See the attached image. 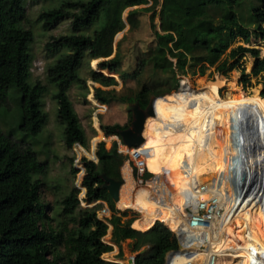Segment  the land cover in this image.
Masks as SVG:
<instances>
[{"label": "trees", "instance_id": "trees-1", "mask_svg": "<svg viewBox=\"0 0 264 264\" xmlns=\"http://www.w3.org/2000/svg\"><path fill=\"white\" fill-rule=\"evenodd\" d=\"M25 1L0 0V105L5 103L8 97L13 96V94L9 96L10 89L16 93L17 102V117L9 132L5 133L2 130L0 120V264H83V249L88 251L91 264H116L101 259L91 251L107 229V225L97 217V211L102 204L79 207L75 197L69 193L61 200L59 216L63 218L62 226L56 229L46 222L47 206L40 200L42 182L38 176L47 174L48 163L39 159L37 152L26 138L37 135L47 121L42 103V96L47 87L40 81L29 80L32 60L30 44L33 34L22 25L26 16ZM173 1L187 10L199 9L202 15L193 17L163 8L160 18V29L163 33L155 31V45L150 57L145 58L154 70L169 73L174 79L172 81L178 84L179 75L187 73L189 54L199 50L206 51V56L198 67L201 75H204L206 65L216 66L215 71L223 75L233 70H240L239 80L246 87L252 85V77H264V56L261 55L260 49L235 44L237 41L249 43L252 36L264 41V0H256V3L250 1L245 12L242 11L243 0ZM155 3L156 0H153V4ZM102 9H104L102 0H65L58 6L41 11L37 18L44 30L51 29L63 20L70 21V32L53 37L45 44L49 54L52 56L60 54L46 67V79L56 89L53 97L57 102V120L63 126V142L69 148L75 142L81 143L83 147L87 146L85 130L68 96V91L73 83H80L87 92L86 79L80 77L79 68L85 56L96 62V58L99 57L96 49L101 33L91 35L83 31L89 29L98 19ZM137 12L138 9L129 12V23L132 24V17ZM154 16L153 13L152 21ZM216 21L224 24L221 30L215 25ZM246 53L253 58L249 72H246L240 63ZM144 63V59L139 60L140 66ZM119 64L118 55L98 62L100 69L117 73L123 83L127 78L137 76L136 71L119 72ZM88 77L100 85L94 88V97L103 104L108 103L110 99H116L122 103L138 102L139 106L145 109L152 94L168 92L165 89L155 90L161 83H167L161 79L153 85L142 84L133 97L117 96L113 86L118 82L112 76L90 69ZM190 85L184 80L179 90L170 96L167 105L172 106L178 113L185 112L192 100ZM110 86L111 89H104ZM170 93L157 96L161 98L159 103L163 95ZM260 94L264 100V79ZM215 98V93L200 87L198 113L202 120L192 130V135L201 130L203 119L212 114ZM167 111L166 109V113ZM257 112L260 111L253 112L247 107L243 108L242 114L250 117V125H252L249 131L251 139L249 140L247 136L245 142L264 152V116ZM141 118L146 122V127L139 133L146 142L140 146V150L146 155L147 161L145 172L139 175L141 180H136L134 176L130 155L125 151L115 150L116 141L112 142L109 149L105 147L104 141H100L95 149L98 162L94 163L83 157L86 167L83 184L86 187L88 202L102 199L107 201L112 211L114 208L119 211L125 209L136 211L122 207L125 197L116 201L108 192L109 179H113L114 190H124L128 194L145 197L157 205L159 200L164 198L163 191H158L160 181L166 177L167 184V179L172 174L182 170L186 148L183 147L181 154L178 155L174 144V139L179 134V125L178 127L175 125L178 120H170L167 115L152 117L149 111ZM127 127L128 125L101 124L106 136L118 135L119 129ZM15 132L21 133L20 140L13 139ZM188 144L191 149L194 143ZM161 156L162 169L159 172ZM200 173V164L192 163L188 155L186 167L180 175L183 179L182 186L185 188V185H189L192 178ZM153 178L156 179V183L152 182ZM198 197L204 198L196 193L195 198ZM251 198L252 195L248 197V205ZM176 199L174 203L179 204L178 196ZM169 211L172 218H177L178 209ZM253 211L254 209L249 207L247 212ZM66 218L75 225L69 227ZM157 218L165 219L174 227L171 220L162 214V208L159 206L156 207L151 216V224L147 227L140 225L141 215L137 220L133 217L122 220L121 215L112 212L107 221L111 225V239L118 245L120 255L122 243L129 240L131 251L137 252L136 264H163L165 253L176 249L178 243L176 236L163 224L164 222L161 223L162 221L159 220L154 223ZM132 223L133 227L144 231L132 228ZM251 225L252 227L242 218L233 220L229 229L230 234L228 233L229 240H232L231 247L244 245L250 236L264 231L263 223L259 227L255 222ZM233 236L236 239H233ZM59 246H64L67 256L63 257Z\"/></svg>", "mask_w": 264, "mask_h": 264}, {"label": "rangeland", "instance_id": "rangeland-1", "mask_svg": "<svg viewBox=\"0 0 264 264\" xmlns=\"http://www.w3.org/2000/svg\"><path fill=\"white\" fill-rule=\"evenodd\" d=\"M62 1L65 0H37L25 1V19L22 25L31 30L33 34V40L30 44V53L32 55L31 65H30V82L40 81L45 84L47 89L42 96L43 110L47 114V121L45 125L42 127V130L35 136H28L26 141L30 143L33 149L37 152L38 157L41 161H47L48 163V172L46 175H39V179L41 180V190H40V200L44 203L46 208V215L48 219L46 222L58 229L62 226L63 218L59 216V212L61 209V200L70 193L71 196L75 197L79 207H92L93 204L87 205L85 202L86 198V188L83 184V178L86 173L85 171V163L83 157H86L88 160H92L94 163L98 162L97 156L95 154V149L100 141L105 142V147L110 148L113 141L117 142V146L115 150H118V139L121 141L118 135H108L106 136L101 129V124H120V125H131V121L133 119L131 111L126 109V105L132 102H120L116 99H110L108 103L103 104L98 101V106L93 105L87 94L89 93V89L87 87V81L91 80L88 75L90 69H94L97 72H101L106 76H112L117 82V85H114V89L117 92V96L123 97H133L136 92L140 89L141 85L144 83L153 85L155 82L159 80L166 81L167 83H161L155 90H167L168 92H161L158 95L152 94L150 99L154 98L155 101L159 103L161 98L157 97L161 94L170 93L178 91L182 82L187 80L191 85L189 86L192 91V100L190 107L185 112H180V116L176 118V126L179 125V134L174 139V144L176 146V153L178 155L181 154L183 147L186 148V158L184 162V166L182 170L175 175H171L167 179V197H164L163 200H166V205L163 206L164 209L171 210V207L175 205V208L179 207V204L174 203V196L177 197V189L175 188L176 183H174L175 178L183 173L188 155L190 157L191 150L194 147H198L199 149H206L204 154L209 153L212 149L210 148V144L213 141L220 140L221 145L224 147H229L231 144V139H229V135L227 132H216L213 130V125L211 124L210 119L214 117L215 110L214 105L216 104L217 99H225L230 93L232 96H236L239 93V90L245 92V100L241 102L237 107L238 111H233V109L228 110L226 117V126L228 129H231V122L235 119L236 116L242 115L246 119H248V123L243 125V135L242 139L245 142V138L248 136L249 140L251 139L249 131L252 129V125H250V117L247 115H243V108L247 107L249 110L256 112L260 111L257 114H262L264 116V100L261 97L260 91L262 89V81L264 77L257 76L252 77V85L244 86L240 82V70H233L226 75L221 74L216 70V66L206 65L204 69V75H201L198 72V67L203 62L204 57L206 56V51L195 50L193 53L189 54V64L187 66V73L185 75H179V83L174 87L172 86V76L168 73H164L161 70H154L150 62H146L145 58L150 57V53L155 43V31L159 33H163L160 29V18L161 11L163 8L175 10L177 12L186 13L193 17L201 16L202 13L199 9L196 10H187L184 9L174 3L173 0H156V3L153 4V0H102V9L99 13L98 19L89 27L83 31L85 34L94 35L95 33H101V37L99 39L96 52L99 55L96 58V62L94 63L93 59L85 56L82 64L79 68V75L82 79H86V89L83 88L80 83H73L68 91V96L72 102V105L78 114L80 122L85 130L86 138H87V146L84 147V152L78 154L74 152L71 148L66 147L63 142V126L57 120V102L53 97V93L56 91L55 87L50 84L46 79V67L54 62V60L60 55L52 56L45 49L46 42L50 41L53 37L60 36L62 34L70 32V21L63 20L56 26L52 27L49 30H44L41 26V22L37 19L38 15L41 11L52 8L54 6H58ZM68 1H77V0H68ZM256 3V0H243V12L249 5V2ZM153 6V8H151ZM149 8V9H148ZM138 9V12L132 17V24L129 23L128 14L131 10ZM154 13V19L151 20V15ZM215 25L218 29H222L224 24L220 21H216ZM235 44H244L245 46H252L260 49V53L264 56V41H261L259 38L251 37L249 43H244L243 41H237ZM114 55H118L120 64L118 71L121 73H133L137 72V76L135 78H127L126 82L123 83L122 79L119 77L117 73L110 72L106 69H100L98 66V62L109 59ZM144 59L145 63L140 66L139 60ZM240 63L245 68L246 72H249L252 67L253 58L246 53ZM250 77V76H249ZM174 80V79H173ZM217 81L215 83H209L211 81ZM95 87H99L100 85L96 83ZM200 87H205L206 90L215 93L216 98L214 100L213 112L211 115L206 116L203 119V123L201 126V130L197 131L192 135V130L196 128L201 123V118L198 113L199 108V100H198V92ZM110 87H104V89H111ZM214 88V89H213ZM256 90H258V95L260 101L259 104L256 102ZM11 93V94H10ZM5 103L0 105V120L2 130L7 133L9 132L15 123L17 117V102L15 99L16 93L10 89L9 96ZM85 94V96H84ZM241 94V93H240ZM168 95V94H167ZM97 101V100H96ZM102 105V106H101ZM166 105V104H165ZM168 105L164 106L162 110L165 112ZM178 127V126H177ZM21 133H16L13 135V139L20 140L22 136ZM188 143L193 144L190 149V145ZM246 143V142H245ZM251 148L256 150L255 146H249L246 143V149L249 151ZM246 151V152H247ZM127 152V151H126ZM264 154V152L262 151ZM130 154V153H129ZM258 154L261 152L258 150ZM256 155V154H254ZM131 156V155H130ZM253 156V155H252ZM73 158V159H72ZM191 159V158H190ZM200 164L201 162L193 161ZM229 162V164H228ZM234 166V160H227L224 164V167L216 173L218 179H223V184H228L232 188H234V184L232 183V179L235 176L232 174L231 165ZM202 164V163H201ZM227 165V166H226ZM264 162L260 164L263 166ZM258 165L254 166L256 168ZM201 173L196 176H204L207 175L206 171L201 167ZM162 169V156L159 159V172ZM82 174V175H81ZM252 176V173H251ZM195 177V176H194ZM192 178V181L194 180ZM208 177V175H207ZM154 179V178H153ZM152 179V180H153ZM229 181H231V184ZM211 182V178H207L203 180V184H209ZM164 179L162 183L159 184L158 189L164 191ZM177 187V186H176ZM184 189L183 186H181ZM85 188V190H83ZM252 193L249 194L251 196ZM239 194H235L231 200L224 204L226 208L225 219L227 220V228L228 233L230 229V225L233 220L236 218H242L245 223L252 227V221H255L257 227L261 226L263 223L264 226V217L258 218L259 211L247 212L248 200L244 202V209L241 208L240 205L233 208L234 205H237L239 200ZM131 197V196H129ZM102 200V199H101ZM116 201H120L119 198L115 197ZM259 200V199H258ZM106 201V200H105ZM242 201V200H241ZM107 203V201H106ZM101 204V203H99ZM108 204V203H107ZM146 204V210L141 212H136L133 210H121L119 213L121 214L122 220H126L128 218H134L135 220L138 216H142V220L140 221V225L145 227L151 224V216L154 213L153 202ZM260 204V201H259ZM133 203L125 200L122 207L123 208H132ZM192 206H190L191 209ZM162 208V207H161ZM193 208V207H192ZM244 211H243V210ZM135 210V209H134ZM186 214L193 211V209L189 210L185 207ZM118 211V210H117ZM247 212V213H246ZM262 215V213H260ZM69 227H73L75 223L68 218H66ZM134 220V221H135ZM159 220H156V223ZM262 222V223H261ZM163 223V222H161ZM133 224V223H132ZM171 232L170 229L165 223H163ZM256 227V228H257ZM134 228V227H132ZM261 228V227H260ZM136 230L144 231L138 228H134ZM107 231V229H106ZM219 235V243L224 248H239L245 246L247 244L231 247L232 240H229V234L226 231L218 230ZM174 233V232H173ZM175 235V234H174ZM261 236V235H260ZM233 239H236L234 236ZM225 242H224V241ZM130 241L126 240L122 243V249H126L127 251H131ZM223 243V244H222ZM224 245V246H223ZM193 247V245H192ZM61 253H63V257L67 256V252L64 246H59ZM110 248L107 246L101 245V240L97 241L95 245L91 248L92 254L101 256L104 251L109 250ZM212 249V245H211ZM210 249V250H211ZM83 264H91L88 251L83 249ZM225 251H220L219 255L226 256ZM223 257L218 259V262L225 261L223 264H237L236 259L228 256L222 259ZM239 257V255H238ZM239 260V258H238ZM222 261L220 264H222ZM232 261V262H231ZM217 262V264H218Z\"/></svg>", "mask_w": 264, "mask_h": 264}, {"label": "bare ground", "instance_id": "bare-ground-1", "mask_svg": "<svg viewBox=\"0 0 264 264\" xmlns=\"http://www.w3.org/2000/svg\"><path fill=\"white\" fill-rule=\"evenodd\" d=\"M215 82H217V81L215 80V81H211L209 83L213 84ZM171 95L172 94L163 95L162 101L160 103L153 100V104H152L153 106H152V109L149 111V114L152 115V117H156L159 115L160 116L167 115V118H169L170 120H175L176 118H178L180 116V113H178L172 106L167 107V110H168L167 113H166V110H165V112L162 110V108L169 103ZM245 98H246L245 92L239 90V93L236 96H232L230 93L225 99H220V98L217 99L216 104L214 105L215 115L213 118L210 119L211 124L213 125V130L218 132V133H220V132H227L228 133L229 139H231V144L229 147L222 146L221 141L217 140V141H213L210 144V148L212 150L209 151V153H207V154H204L206 149H199L198 147H194L191 150L190 158L193 161L201 162L202 163V164L200 163L201 167L203 168L204 171H206V173H208L207 174L208 177L211 178V182L209 184H207L208 187H207L206 192L199 193L196 191L195 193H192L195 191L194 187L202 184L203 180H206L208 178L207 175L195 176L194 180L189 185L186 184L184 189H182V187H181L182 186V180H183V179H181L182 177L177 176L174 180V183H176V186H177V187L175 186V188L177 189L178 198L180 199V200H178V203H180L179 207L176 208V209H178L177 218H172L171 212L168 209L163 210V206H161V204L166 205V200L160 199L159 203L157 205L152 201L154 210H156L157 206H159L160 208L162 207V214L165 215L166 217H168L171 220V222L174 224L173 225L174 227H172L171 224H169L165 219L157 218V220L164 222L170 229H174V230L180 229V225H181V223H183L185 221L186 215H187L186 211H185V206L186 205H193L196 203V198H195L196 193L201 195L202 197H204L203 199H205V198L208 199L211 196L210 193L215 192L219 196L220 205L223 207L224 211H223V216L220 218L219 225H217L218 227H215V224L214 225L212 224V227H213L212 233H214V235L216 237H219V235H220L218 230H222L223 232L226 231V233H228V228L226 226L227 220L224 217L225 212H226V208H225L224 204L229 202L231 200V198L236 194V191H235V189H236L235 181L236 180H235V178L232 179V183L234 184V188L232 189V187L229 186L228 184H223V179L222 178L218 179L216 173H218L219 170H221L224 167V164L227 160H229V161L234 160V162L236 163L235 157L240 155L241 151L247 153L246 152L247 151L246 143L242 139V135H243L245 128L243 129L242 126L248 123V119H246L242 115L236 116L235 119L231 122V129H228L226 126V123H225L228 110L233 109V111L237 112L238 109L235 107H237L241 102H243L245 100ZM255 100L259 104L262 103L260 101V98L258 95V90H256V99ZM135 127H136L138 132H143L145 130V127H146V122L143 120V118H140V120H138L136 122ZM145 142H146V139L143 138L142 144H144ZM141 154L143 156V160L141 162H139V164H140V167L144 173L146 170L147 161H146V155L142 151H141ZM262 154H258V150H257L256 155L251 156V161L253 163V167L258 165V163L260 165L261 163L264 162V154H263V156H262ZM129 155H131V154H129ZM241 155H243V154H241ZM130 158H131V156H130ZM251 161H250V163H251ZM192 163H195V162H192ZM233 167L236 168V165H234ZM246 167L249 169L248 174H247V177L249 178L248 179L249 182H248V184H246V186H248L250 184V178L252 179L251 165L250 166L247 165ZM262 167H264V165ZM244 168H245V166H244ZM138 171H139V169H138ZM143 173H142V175H143ZM175 174H176V172L173 175H175ZM263 175H264V171L262 170V172H260V178H258L257 184H258L259 188L263 187V189H264V176ZM152 182L156 183V179H153ZM161 183H162V180L160 181L159 184H161ZM164 184H165L164 185V191L162 190L163 191V197H167L168 186L166 184V177L164 178ZM160 190L158 189L159 192H160ZM111 191H112V195H113L114 199H115V197L119 198V199L125 197L126 200L132 202L133 203L132 208L135 209L136 211H138V213L139 212L142 213L143 211L146 210L147 206H146L145 202H147L149 204L151 203V200H149L145 197H141L139 195H134V194H128V193L124 192V190H120V191L119 190H111ZM188 193H189V196H188ZM245 193H246V191H245ZM250 193L251 192H249L248 195ZM246 195H247V193H246ZM129 196H131V197H129ZM241 196H242L241 200H243L244 199L243 192H242ZM174 198L176 199L175 196H174ZM240 207L242 208L243 206L240 205ZM171 209L174 210L175 205L172 206ZM141 213H140V215H141ZM254 222L255 221H252V223H254ZM199 238H201V237H199ZM199 241L200 240H194L192 242L193 247H196ZM217 243H219V241L215 243L212 240V249L210 246L208 248V250L211 249L210 251H215V245ZM192 245H191V247H192ZM197 249L198 248H196V250ZM217 249L219 251H225L227 253L225 257H228L229 254L232 257H238V255H239V260H237V264H251V261L255 259L254 253H257L258 255H260L262 257V259L264 260V231L257 232L255 234H253L252 236H250L248 239V242L245 246H242V247H239L236 249H233V248L231 249V248H224L219 243ZM199 252L203 253V251H199ZM225 257H223L222 259H224ZM221 261L218 262V260H217L216 264H217V262H218V264H220ZM181 262L182 261H178V258H175L174 261L172 262V264H181ZM224 262L225 261H222V264ZM260 262L262 264V261H260Z\"/></svg>", "mask_w": 264, "mask_h": 264}, {"label": "built area", "instance_id": "built-area-1", "mask_svg": "<svg viewBox=\"0 0 264 264\" xmlns=\"http://www.w3.org/2000/svg\"><path fill=\"white\" fill-rule=\"evenodd\" d=\"M96 82L93 80L87 81V87L89 89V93L87 94V97L89 101L95 105L98 106V101H96L94 97V88L96 86ZM102 106V105H101ZM118 145L119 150L121 151H127L131 154V165L134 169V176L136 177V180H141L139 178V175H142L143 170L140 167L139 162L143 160V156L140 151L139 147H127L122 141L118 139ZM257 148V147H256ZM71 149L80 154L84 152V147L81 145V143L75 142ZM257 149L253 150L251 148L247 153L241 151L240 155L235 157V165L236 168L231 165L232 168V174L235 176V185H236V194H240L238 197L240 199V202L237 205H234L233 208L237 207L238 205L244 206V202L248 200V193L251 192L252 198L250 199V205H246V208L248 206L252 207L254 211H259L262 213H258V218L264 217V189L263 187H258V178L260 175V172L262 170L264 171V167H260L259 163L256 168L253 167V163L251 161V156L256 154ZM243 154V155H241ZM262 154V152H261ZM263 156V154H262ZM248 158V159H246ZM251 161V163H250ZM229 164V162H228ZM245 166V181L239 180V170L241 168V165ZM251 165V173H252V179L250 178V184H248V168L246 166ZM136 166V167H135ZM139 169V171L137 170ZM138 174V175H137ZM264 176V175H263ZM231 183V181H229ZM232 184V183H231ZM142 185V184H139ZM233 185V184H232ZM207 184H200L194 187L195 191L192 193H195L196 191L199 193H204L207 190ZM233 189V188H232ZM247 195H246V193ZM242 192L244 194V199L241 201V195ZM211 196L208 199H203L198 197L196 199V203L193 205H186L189 210L193 209L190 213L186 215V219L183 223L180 225V229H172L178 243V247L176 249L168 250L165 253L164 257V263L163 264H172L175 258H178V261H182L181 264H216V261L223 257L224 255H219L220 251L217 249L218 244L215 245V251H210L208 248L212 245V240L216 243L220 241L219 237H216L213 232L212 224H215V227H218L220 222V218L223 216V207L220 205L219 196L214 192L210 193ZM85 199V202L87 205L93 204H99L101 203V208L97 211V217L103 221L107 225V231L106 233L100 238L101 245L107 246L110 249L103 252V254L100 256L101 259L109 262H113L116 264H136V255L137 252L133 251H127L122 249V254L120 255V249L118 245L112 241L111 239V225L107 221V218L110 217L112 212H114L116 215H121L119 210L117 208H114V211H112L109 207V205L106 203L105 200H94L92 202H88ZM259 199V200H258ZM260 201V204H259ZM190 206L191 209H190ZM118 210V211H117ZM186 211V210H185ZM140 216H138L137 219H139ZM136 219V220H137ZM222 224V223H221ZM133 227V224L131 225ZM135 228V227H134ZM214 236V237H213ZM201 237V238H199ZM194 240H200L196 247H191L192 242ZM224 241V240H223ZM225 242V241H224ZM196 248H198L196 250ZM199 251H203V253H200ZM230 257H232L229 254ZM236 261L239 257H232ZM251 264H256L255 259L251 261Z\"/></svg>", "mask_w": 264, "mask_h": 264}, {"label": "water", "instance_id": "water-1", "mask_svg": "<svg viewBox=\"0 0 264 264\" xmlns=\"http://www.w3.org/2000/svg\"><path fill=\"white\" fill-rule=\"evenodd\" d=\"M172 84L175 85V84H177V82L172 81ZM154 98H155V96L149 100V103H148V105H147V107L145 109H142L139 106L138 102H133V103H130V104L126 105V109L128 111H131L133 119L131 121V125L130 126H128L127 128H124V129H119L117 131V133L120 136L121 141L127 147L136 148V147H139L142 144L143 137L137 131V129L135 127V124H136V121H137L138 118H141L144 115V113H146L147 111H150L152 109V106H153L152 103H153ZM246 159H248V158H246ZM245 178L246 177H245L244 166L241 165V168L239 170V180L243 182V181H245ZM109 187H110V189L107 188L108 192H110L112 194L111 190L115 189V184H114V180L113 179H109ZM153 224L154 223H152L151 226H153ZM149 228H147V229H149ZM147 229H145V230H147ZM254 255H255V263L261 264L260 261H262V264H264V260L262 259V257L260 255H258L257 253H254Z\"/></svg>", "mask_w": 264, "mask_h": 264}, {"label": "crops", "instance_id": "crops-1", "mask_svg": "<svg viewBox=\"0 0 264 264\" xmlns=\"http://www.w3.org/2000/svg\"><path fill=\"white\" fill-rule=\"evenodd\" d=\"M180 204V203H179ZM123 250L125 251L126 249L123 248Z\"/></svg>", "mask_w": 264, "mask_h": 264}]
</instances>
